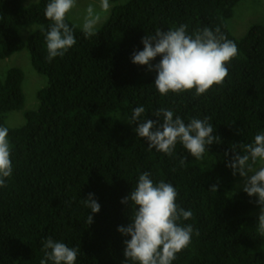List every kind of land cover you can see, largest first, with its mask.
Listing matches in <instances>:
<instances>
[{"label": "trees", "instance_id": "trees-1", "mask_svg": "<svg viewBox=\"0 0 264 264\" xmlns=\"http://www.w3.org/2000/svg\"><path fill=\"white\" fill-rule=\"evenodd\" d=\"M240 1L109 0L115 5L96 35L86 37L66 19L77 43L49 61L41 31L49 24V0L28 6L0 0V59L27 50L32 68L46 80L36 92V108L23 111L20 126L9 127L7 115L23 110L24 74L12 67L0 78V126L9 129L13 164L7 186L0 187V264H39L45 237L80 248L75 264H123L122 241L130 237L117 227L129 223L131 209L120 201L145 171L154 183L164 180L177 189L176 203L193 212L181 223L199 232L172 264H264V235L254 214L260 208L241 189L228 195L241 178L225 166L224 156L231 144L250 143L264 130V25L234 37L227 21ZM180 24L190 34L219 27L238 47L223 83L205 94L191 89L161 95L155 72L131 62L133 51L143 50L145 34ZM138 106L146 119H157L152 114L160 108L186 123L207 117L220 143L207 146L202 160L180 144L173 156L148 150L133 131L137 125L122 119ZM214 184L217 192L209 190ZM89 193L98 213L82 203Z\"/></svg>", "mask_w": 264, "mask_h": 264}, {"label": "clouds", "instance_id": "clouds-1", "mask_svg": "<svg viewBox=\"0 0 264 264\" xmlns=\"http://www.w3.org/2000/svg\"><path fill=\"white\" fill-rule=\"evenodd\" d=\"M77 5V0H49L44 16L49 21L41 31L47 50V58L63 56L76 43L73 27L66 23V14ZM109 0H99V9L88 4L83 17L81 30L86 37L96 35V25L101 19V12L111 8ZM143 50H134L131 62L147 66L155 72L154 85L161 95L169 92L179 94L195 89V94H205L214 84L221 85L228 75L227 62L238 55V47L227 39L219 27L214 30L202 27L191 34L187 24L174 25L167 30L156 29L141 38ZM159 57L155 64L152 62ZM146 119L145 108L135 107L130 116L123 120L137 126L133 131L147 141V149L173 156L177 144L188 155L202 160L209 152L207 146L220 143V137L213 135L214 127L209 118H191L187 123L180 116H174L169 108L157 109ZM9 129L0 126V187L7 186V179L13 174L11 161L12 145L7 139ZM229 151L231 155H229ZM224 153L225 166L232 175L242 178L238 186L249 197H255L260 208L257 229L264 235V130L255 134L250 143L231 144ZM187 155L180 158L183 165ZM217 192L218 184L209 188ZM230 197L235 191L228 193ZM177 189L164 180L154 183L150 172H142L131 191L123 197L121 204L131 209L129 223L117 227L122 236L130 237L123 243V264H172L176 255L191 243L193 234L199 235L190 224H182L193 216L191 210H185L176 203ZM84 207L98 213L99 203L94 194L89 193L81 199ZM93 222L92 215L86 216V223ZM43 258L39 264H75L80 248L70 247L66 243L45 237L42 241Z\"/></svg>", "mask_w": 264, "mask_h": 264}, {"label": "rangeland", "instance_id": "rangeland-1", "mask_svg": "<svg viewBox=\"0 0 264 264\" xmlns=\"http://www.w3.org/2000/svg\"><path fill=\"white\" fill-rule=\"evenodd\" d=\"M38 0H23L22 5L28 6ZM94 4L99 9V0H77L75 8L70 10L66 14L67 19L76 27L81 29L83 24V17L85 15V9L88 4ZM106 13L101 12V19L96 25V29L104 24L110 15L112 7ZM119 4V3H117ZM253 24L264 25V0H242L233 9L232 17L227 21V26L230 33L236 37H242ZM32 27L27 29L26 34L22 37L26 38ZM17 67L24 74V80L22 83V89L24 93V106L22 111L10 112L6 117V124L9 127H18L23 123L22 113L25 110L35 109L37 106L36 92L38 89L43 87L46 80L43 76L37 74L31 66L30 58L27 50H21L12 54L11 56L0 59V78L2 79L9 68ZM242 178L233 184L231 191L237 192L241 188ZM260 209L254 212L255 215L259 216Z\"/></svg>", "mask_w": 264, "mask_h": 264}]
</instances>
